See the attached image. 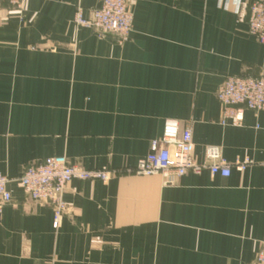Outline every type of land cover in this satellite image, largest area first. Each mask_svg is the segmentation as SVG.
<instances>
[{
	"label": "crops",
	"instance_id": "0c3cea01",
	"mask_svg": "<svg viewBox=\"0 0 264 264\" xmlns=\"http://www.w3.org/2000/svg\"><path fill=\"white\" fill-rule=\"evenodd\" d=\"M128 41L73 22L103 0H0V264H251L264 242V110L220 124L228 75H264L246 9L222 0H126ZM190 127L196 161L217 146L231 175L205 168L169 183L138 175L164 121ZM65 155L103 181H71L70 212L29 200L18 177ZM251 164L240 170L238 163Z\"/></svg>",
	"mask_w": 264,
	"mask_h": 264
},
{
	"label": "built area",
	"instance_id": "2783aa9c",
	"mask_svg": "<svg viewBox=\"0 0 264 264\" xmlns=\"http://www.w3.org/2000/svg\"><path fill=\"white\" fill-rule=\"evenodd\" d=\"M9 5L20 9L26 0H7ZM231 5L236 13L246 9L249 32L264 43V0H222ZM79 27L93 29L101 36L112 35L118 43L129 40L133 31V14L126 0H103L99 7L90 9L85 15L78 7L73 18ZM217 98L223 106L219 122L223 126H241L245 110H264V75H228L218 88ZM194 143L190 127H181L179 120L164 121L162 135L152 140L149 153L138 159L134 172L138 175L160 173L169 183L188 172L199 173L209 169L212 175L229 177L230 165L217 146L207 147L206 160L196 161L192 155ZM251 161L238 163L244 170ZM115 171L109 167L88 169L71 162L67 156L58 155L41 162L28 164L18 177V185L25 196L33 201L48 205L53 211V228L57 230L70 208L65 201L68 184L73 180L109 181ZM10 178L0 174V213L12 195L8 190ZM251 264H264V242Z\"/></svg>",
	"mask_w": 264,
	"mask_h": 264
}]
</instances>
